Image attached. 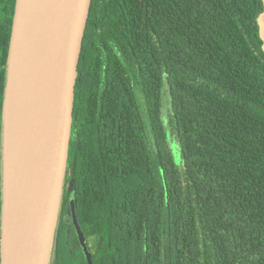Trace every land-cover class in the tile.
<instances>
[{"label":"trees","instance_id":"trees-1","mask_svg":"<svg viewBox=\"0 0 264 264\" xmlns=\"http://www.w3.org/2000/svg\"><path fill=\"white\" fill-rule=\"evenodd\" d=\"M17 0H0L4 104ZM263 0H92L49 264H264ZM180 161H175V150Z\"/></svg>","mask_w":264,"mask_h":264},{"label":"water","instance_id":"water-1","mask_svg":"<svg viewBox=\"0 0 264 264\" xmlns=\"http://www.w3.org/2000/svg\"><path fill=\"white\" fill-rule=\"evenodd\" d=\"M91 3L92 0H64L63 2L58 57L55 68L50 69L51 78L53 77V103L48 141L42 164L43 171L39 177V188L33 197L32 208L29 212V226L22 235L12 242L7 227L9 130L5 129V124L10 126V120L12 121L9 114V91L13 84V53L26 10L24 0H17L4 104L1 264H49L69 158L76 82ZM262 32L264 35V11L262 15ZM52 61L55 62L54 55H52ZM6 108L9 123L5 120ZM74 224L87 259L92 264L91 253L76 219Z\"/></svg>","mask_w":264,"mask_h":264},{"label":"bare ground","instance_id":"bare-ground-1","mask_svg":"<svg viewBox=\"0 0 264 264\" xmlns=\"http://www.w3.org/2000/svg\"><path fill=\"white\" fill-rule=\"evenodd\" d=\"M26 10L20 25L13 53V84L9 91L10 127L8 135V191L7 227L12 242L29 226V212L39 188L43 171V158L48 141L49 123L53 103V77L64 0H24ZM54 55V61H52ZM32 72V78L29 73ZM38 73L36 75V71ZM23 72L25 75H19ZM50 75V78L48 77ZM29 77L36 89L32 126L24 122L21 98L26 94ZM31 93V92H30ZM31 127V129H30ZM31 135V147L26 136Z\"/></svg>","mask_w":264,"mask_h":264},{"label":"rangeland","instance_id":"rangeland-1","mask_svg":"<svg viewBox=\"0 0 264 264\" xmlns=\"http://www.w3.org/2000/svg\"><path fill=\"white\" fill-rule=\"evenodd\" d=\"M29 72H30V70L26 71V73H29ZM37 73H38V70L36 71V75H37ZM21 74L24 75L23 72L19 73V75H21ZM29 75H30V78H32V72H30ZM30 78L27 77V79H28L27 86L28 87H26V89H25L26 94L24 95L23 98H21L23 100V104L21 106V113H23V117L25 119L24 122L28 123L29 126H32L33 122L31 121L30 118L32 116V112L34 111V104H35V100H34L35 96L33 97V95H34L33 91L36 89L35 86H34V88H32V87H33V84H36L35 83L36 79H34V81H32ZM5 120L7 123H9V119L7 118V108H6ZM9 127H10L9 125L5 124V129L9 130ZM30 129H31V127H30ZM8 132H10V131H8ZM8 132H7V134H8ZM31 136H32V134L31 135L29 134L28 136H26V141H27L28 147H31ZM175 161L177 163H179V161H180V153H178V149L175 150Z\"/></svg>","mask_w":264,"mask_h":264}]
</instances>
